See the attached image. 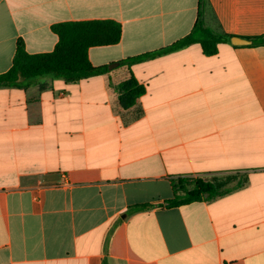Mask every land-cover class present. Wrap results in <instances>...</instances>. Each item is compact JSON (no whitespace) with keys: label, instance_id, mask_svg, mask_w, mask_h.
Listing matches in <instances>:
<instances>
[{"label":"crops","instance_id":"1","mask_svg":"<svg viewBox=\"0 0 264 264\" xmlns=\"http://www.w3.org/2000/svg\"><path fill=\"white\" fill-rule=\"evenodd\" d=\"M198 5L0 0V75L19 40L52 52L54 25L122 28L89 50L95 67L120 64L102 75L0 88V264H264V46L152 55L192 33ZM204 20L261 37L264 0H206ZM131 76L146 93L123 110ZM213 176L236 177L231 193L167 206L175 180Z\"/></svg>","mask_w":264,"mask_h":264},{"label":"trees","instance_id":"2","mask_svg":"<svg viewBox=\"0 0 264 264\" xmlns=\"http://www.w3.org/2000/svg\"><path fill=\"white\" fill-rule=\"evenodd\" d=\"M205 5L206 0H199L197 21L190 35L152 55H164L199 44L204 55L210 57L218 53L220 45H232L231 39L235 36L206 26ZM52 31L59 41L50 53L30 54L26 51L23 41H18L11 69L0 75V88L28 87V84L45 77L76 83L102 75L108 71V67H95L89 58V50L116 45L122 38L121 25L114 21L66 22L54 25ZM246 39L253 41L252 47L264 46V36ZM124 64H128V61L121 62V65ZM145 93V87L131 76L118 87L120 107L123 110L132 108ZM234 179V176H228L226 179L218 176L179 178L173 182L174 197L167 202V206L180 207L225 196L232 191L227 189L226 185ZM147 207L148 205L136 206L131 211Z\"/></svg>","mask_w":264,"mask_h":264},{"label":"water","instance_id":"3","mask_svg":"<svg viewBox=\"0 0 264 264\" xmlns=\"http://www.w3.org/2000/svg\"><path fill=\"white\" fill-rule=\"evenodd\" d=\"M231 43L234 46H238V47H245V46H251L253 45V41L251 40H247L244 38H240V37H233L231 39ZM120 64L119 63H114L108 66L109 70L114 69L115 67H118Z\"/></svg>","mask_w":264,"mask_h":264}]
</instances>
